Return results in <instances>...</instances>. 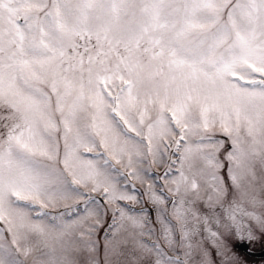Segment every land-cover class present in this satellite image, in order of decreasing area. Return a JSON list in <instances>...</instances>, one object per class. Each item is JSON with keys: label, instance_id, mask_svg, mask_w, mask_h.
Returning <instances> with one entry per match:
<instances>
[{"label": "snow or ice", "instance_id": "obj_1", "mask_svg": "<svg viewBox=\"0 0 264 264\" xmlns=\"http://www.w3.org/2000/svg\"><path fill=\"white\" fill-rule=\"evenodd\" d=\"M261 238L264 0H0V264Z\"/></svg>", "mask_w": 264, "mask_h": 264}, {"label": "flooded vegetation", "instance_id": "obj_2", "mask_svg": "<svg viewBox=\"0 0 264 264\" xmlns=\"http://www.w3.org/2000/svg\"><path fill=\"white\" fill-rule=\"evenodd\" d=\"M237 242L239 241H235V246L237 248V253L240 258H241V255L249 256L252 259L257 260V261H259L261 258H264V254L260 255V254H255L251 252V251L259 250L261 249V247L263 248L264 245L257 246L253 242H248V248L246 249V248H242L241 246H237L236 245Z\"/></svg>", "mask_w": 264, "mask_h": 264}, {"label": "rangeland", "instance_id": "obj_3", "mask_svg": "<svg viewBox=\"0 0 264 264\" xmlns=\"http://www.w3.org/2000/svg\"><path fill=\"white\" fill-rule=\"evenodd\" d=\"M157 172L160 171V169H156ZM137 188L142 190V186L137 184ZM138 207V206H137ZM234 239L230 240V243L233 245V251L238 255L237 248L235 246ZM257 246L264 245V238L258 239L256 241H253ZM241 260L244 262V264H264V258H261L259 261L252 259L249 256L241 255Z\"/></svg>", "mask_w": 264, "mask_h": 264}, {"label": "water", "instance_id": "obj_4", "mask_svg": "<svg viewBox=\"0 0 264 264\" xmlns=\"http://www.w3.org/2000/svg\"><path fill=\"white\" fill-rule=\"evenodd\" d=\"M238 246H241L242 248H248V242L247 241H243V242H238L237 243ZM252 253L255 254H264V247L259 249V250H255V251H251Z\"/></svg>", "mask_w": 264, "mask_h": 264}]
</instances>
